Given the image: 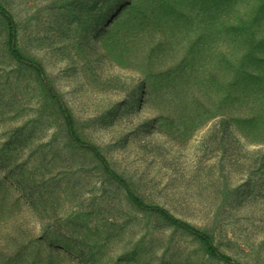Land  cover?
<instances>
[{"label": "rangeland", "instance_id": "rangeland-1", "mask_svg": "<svg viewBox=\"0 0 264 264\" xmlns=\"http://www.w3.org/2000/svg\"><path fill=\"white\" fill-rule=\"evenodd\" d=\"M0 1L19 22L21 49L44 64L80 133L146 201L211 232L244 264H264V135L210 115L217 102L228 103L225 115L248 112L264 127V71L212 76L211 36L202 38L203 26L186 16L162 53L149 54L147 39L124 38L113 52L132 34L131 8L150 0ZM249 40L244 48L264 54L263 38ZM215 77L230 84L215 85ZM0 179L1 248L33 236L61 254L60 264H227L192 234L138 209L72 146L38 75L10 56L1 16Z\"/></svg>", "mask_w": 264, "mask_h": 264}, {"label": "trees", "instance_id": "trees-1", "mask_svg": "<svg viewBox=\"0 0 264 264\" xmlns=\"http://www.w3.org/2000/svg\"><path fill=\"white\" fill-rule=\"evenodd\" d=\"M260 1L262 2L259 3L264 4V0ZM255 2L258 1L150 0L146 3L135 4L131 11L134 13L138 12V15L134 17L133 14L128 23L132 34H127L125 37L122 34V38L118 41L113 52L116 53L124 38L134 42L147 39L149 41V54H152L154 50L158 54L162 53V46L167 42V39L171 40L173 37H177V32L173 28L178 23L179 18L186 16L192 24L200 23L203 26L202 30H200L202 38L206 37L207 34L211 36L212 76L221 75L231 70L239 71L241 74L249 76L251 68L255 66H257L259 72H262L264 71V62L261 60L264 59V54H256L258 52L257 49L255 51L251 45L247 49L244 48L245 38L250 39V44L259 41V39L262 40V38L264 40V35L258 36L260 31L264 29V25L258 22L260 19L259 15L262 12L257 8ZM130 4L132 5V2ZM116 7L118 5H115L112 10ZM0 16L6 21L8 27V50L10 56L17 63L32 69L38 75L50 99L55 103L65 122L69 142L72 146L98 162L104 173L126 191L129 201L138 209L159 214L174 226L192 234L205 246L207 253L215 259L227 264H244L233 255L223 251L211 232L176 215L162 204L146 201L138 193L133 184L113 166L101 147L80 133L72 109L49 80L44 64L21 49L19 44V22L14 12L1 1ZM165 30H172V32L169 31L170 34H166ZM214 84L225 88L230 83L225 85L223 81L215 77ZM252 84H255V81L252 80ZM236 101L237 99L234 98L235 103ZM219 104L217 102L218 110L211 112V117L222 115L224 116L222 120L226 122L235 119L240 128H243L247 134L264 135V127H254L253 123H251L254 120V114L244 112L242 114L230 113L225 115L223 112H228V110L222 108L228 107V103L225 106H220ZM3 187L5 186L0 179L1 192ZM55 253L52 246H47L32 236L30 238L27 237L26 240L24 239V243L20 242L18 248L17 246L13 249L0 247V264H60L61 254H57L59 256L57 258Z\"/></svg>", "mask_w": 264, "mask_h": 264}]
</instances>
